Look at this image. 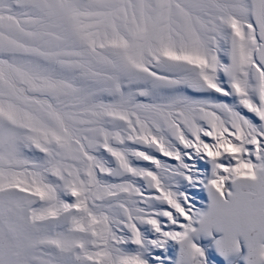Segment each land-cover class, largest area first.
<instances>
[{
	"label": "snow or ice",
	"instance_id": "obj_1",
	"mask_svg": "<svg viewBox=\"0 0 264 264\" xmlns=\"http://www.w3.org/2000/svg\"><path fill=\"white\" fill-rule=\"evenodd\" d=\"M0 264H264V0H0Z\"/></svg>",
	"mask_w": 264,
	"mask_h": 264
}]
</instances>
